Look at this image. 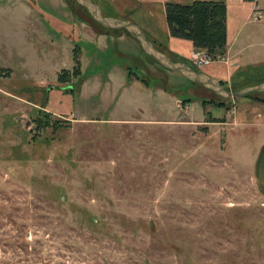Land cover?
Instances as JSON below:
<instances>
[{"label":"rangeland","instance_id":"1","mask_svg":"<svg viewBox=\"0 0 264 264\" xmlns=\"http://www.w3.org/2000/svg\"><path fill=\"white\" fill-rule=\"evenodd\" d=\"M64 1L0 0V264H264V91L217 94ZM246 1L260 52L264 0ZM76 44L81 74L58 81ZM229 66L232 90L264 76Z\"/></svg>","mask_w":264,"mask_h":264},{"label":"crops","instance_id":"2","mask_svg":"<svg viewBox=\"0 0 264 264\" xmlns=\"http://www.w3.org/2000/svg\"><path fill=\"white\" fill-rule=\"evenodd\" d=\"M94 1L99 4L103 14L118 18L131 19L138 23L143 28L147 37L151 39L155 45L159 44L160 47L166 49V51L168 52L189 59L191 58V53L193 51L205 50L204 48L194 46L192 41L189 39L170 35L164 10V4L168 0ZM224 1L226 2V48L223 54L216 55L219 58L217 61H213L207 64V66L209 67L207 68V70L204 69V71L219 79H221L222 76L220 74L226 71L228 72V68L230 67L229 61L231 59L235 58L236 67L248 64L250 61L253 62V60L257 61L261 60L262 58L264 59V49H262V51L260 52L253 51L251 53H248L246 49H244L245 44L243 43L242 39L243 30L246 28V21H253L249 19V12L250 10L252 12V8H254L253 5L255 4V2L252 4V1L250 2L246 0ZM63 2L65 3V6L68 7L64 0ZM103 8L107 9L108 12L104 13ZM258 13L261 15V18H264V9L259 8ZM244 14L246 17L245 19L243 17ZM68 21L69 23L71 22L70 24L72 26H77L75 24L72 12L70 18H68ZM77 27L79 28V26ZM245 32L248 34L250 30L245 29ZM160 35L164 36L163 40H160ZM122 36L124 35L121 31L115 36L112 35L113 39L121 38ZM234 66H232L231 68H234ZM228 76L230 78V75ZM253 172L254 178L264 195V140L260 143L256 152L255 160L253 162Z\"/></svg>","mask_w":264,"mask_h":264},{"label":"trees","instance_id":"3","mask_svg":"<svg viewBox=\"0 0 264 264\" xmlns=\"http://www.w3.org/2000/svg\"><path fill=\"white\" fill-rule=\"evenodd\" d=\"M164 10H165V17L168 24L170 35L191 40L194 46L204 48L205 51L212 57L224 53L226 48V2L224 0H186V1L168 0L164 4ZM103 29L106 33H108L111 30L110 28L107 27H103ZM73 30L75 31V28H73ZM113 30H126V29L121 28V29H113ZM130 34L133 35L131 32ZM156 47L158 48L157 45ZM73 49H74L73 67L70 71L68 69H62L57 75L58 81H67L70 79L71 76H79L81 74V65H80L81 62L79 58L80 48L76 44ZM168 53L171 58L175 60H182L190 64L194 68H197L194 64L188 61L189 60L188 58L173 54L171 52ZM127 69H128L127 70L128 78H130L131 72L134 73L135 76L137 77L140 76L137 72L133 71L129 67H127ZM254 70H258V69H253V71ZM238 73L243 74L244 70L238 71ZM243 77L245 78V80L250 79V81L252 82L253 81L259 82L264 79L263 75H259L255 77L247 73L244 74ZM80 79H82V77H80ZM220 80L223 85L226 84V81L222 79ZM232 82L235 83L234 81ZM67 87L69 89L72 88L71 85ZM239 96H251V93H247ZM253 98L257 101L264 102V96L261 97L254 95ZM216 105L226 106L222 100L218 101ZM47 116H49V113L47 111H44V114L42 116H38L36 118L38 127H45L50 125L52 127H59V125L57 124L60 120L59 118L50 121L47 119Z\"/></svg>","mask_w":264,"mask_h":264},{"label":"water","instance_id":"4","mask_svg":"<svg viewBox=\"0 0 264 264\" xmlns=\"http://www.w3.org/2000/svg\"><path fill=\"white\" fill-rule=\"evenodd\" d=\"M84 6L91 17L102 26L110 29H126L138 40L142 50L151 56L156 62L165 68L177 70L192 81L200 83L204 87L222 96L244 95L251 92L264 91V80L256 83L244 85L232 90L229 86H224L221 80L212 76L206 71L194 68L190 64L171 58L168 54L156 47L151 39L147 37L143 28L131 19L118 18L102 13L101 8L94 0H76Z\"/></svg>","mask_w":264,"mask_h":264},{"label":"built area","instance_id":"5","mask_svg":"<svg viewBox=\"0 0 264 264\" xmlns=\"http://www.w3.org/2000/svg\"><path fill=\"white\" fill-rule=\"evenodd\" d=\"M218 56L212 57L205 50H195L191 53V59L197 66H203L213 62Z\"/></svg>","mask_w":264,"mask_h":264}]
</instances>
